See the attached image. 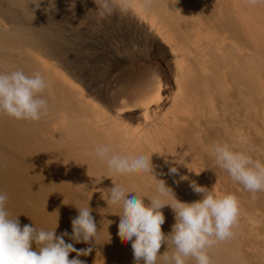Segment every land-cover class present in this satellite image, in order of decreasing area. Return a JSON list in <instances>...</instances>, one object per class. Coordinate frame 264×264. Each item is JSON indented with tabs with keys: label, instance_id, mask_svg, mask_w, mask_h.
I'll list each match as a JSON object with an SVG mask.
<instances>
[{
	"label": "bare ground",
	"instance_id": "1",
	"mask_svg": "<svg viewBox=\"0 0 264 264\" xmlns=\"http://www.w3.org/2000/svg\"><path fill=\"white\" fill-rule=\"evenodd\" d=\"M82 28L98 29L104 38L84 73L95 92L73 73ZM151 59L165 70L168 95L157 81L135 103L119 104L141 80V62ZM15 70L39 72L48 85L39 94L48 105L39 121L0 112V191L21 225L51 230L59 213L57 234L71 233L76 207L89 203L100 232L92 253L80 259L135 264L131 243L117 235L122 209L104 199L115 184L147 205L156 181L146 172H110L95 155L107 146L114 154L151 156L156 178L182 202L202 199L193 181L215 196L234 194L240 202L234 237L214 244L208 255L212 264H264V191H246L212 151L227 144L264 163V0H40L39 7L35 0H0V72ZM161 211L167 235L174 212L170 206ZM166 249L162 245L160 254Z\"/></svg>",
	"mask_w": 264,
	"mask_h": 264
},
{
	"label": "clouds",
	"instance_id": "2",
	"mask_svg": "<svg viewBox=\"0 0 264 264\" xmlns=\"http://www.w3.org/2000/svg\"><path fill=\"white\" fill-rule=\"evenodd\" d=\"M39 3L40 0H35L37 7ZM47 86L39 72L31 76L23 70L0 72V112L17 120L39 121L48 112L47 101L39 95ZM212 151L215 163L227 171L233 181L253 194L264 191V163L232 150L227 144L217 143ZM95 155L106 162L110 172L121 175L146 172L156 181V194L147 205L135 192H126L115 184L104 199L107 205H119L122 209L117 235L122 243H131L135 264L139 261L157 264L158 258L163 264H186L188 258H193L195 264H212L208 250L217 242L234 237L232 229L240 215V202L234 194L215 196L207 187L193 181L190 187L194 193L202 194V199L182 202L164 180L156 178L158 174L151 156L114 154L107 146L97 147ZM169 172L178 174V168L171 167ZM130 193L134 195L129 196ZM168 196L172 200L165 202ZM8 201L7 192L0 191V264H86L80 257L92 253L100 232L89 203L86 207L75 206L78 215L71 218V233L64 230L57 234L58 210L55 211L58 213L56 227L46 230L37 228L33 222L21 225L20 215L14 216L8 210ZM165 206L171 207L175 219L167 235L161 228L165 222L161 210ZM112 223L108 220V226ZM65 238L71 242H66ZM79 243L89 246L77 249L74 245ZM164 244L167 249L160 254ZM71 253L75 256L70 259Z\"/></svg>",
	"mask_w": 264,
	"mask_h": 264
},
{
	"label": "rangeland",
	"instance_id": "3",
	"mask_svg": "<svg viewBox=\"0 0 264 264\" xmlns=\"http://www.w3.org/2000/svg\"><path fill=\"white\" fill-rule=\"evenodd\" d=\"M93 24V23H92ZM83 30L81 31V32H79V38H78V40H79V42L77 43V45L79 46L78 48H79V52L77 53V56L75 57L74 56V58H73V64H74V71L75 70H77L76 71V73L73 71V73L75 74V75H77V76H75L76 78H78L79 79V83L83 86V88L85 89V90H91V91H94L95 92V89H94V86L93 85H91V84H89L88 82H87V79H86V76L87 75H85V74H87V71H88V68H90V66L92 65V64H94V62H96L97 60V57H98V54H99V51H98V54H97V52H95L94 51V49H96V48H98L99 46H100V44L102 43V45H104L105 43H104V38H103V35H102V33L98 30V29H95L94 28V30H93V32H91L92 30L90 29H84V28H82ZM86 30H87V32H86ZM89 32H91V33H89ZM84 33V34H83ZM94 35H93V34ZM92 35V36H91ZM88 36V37H87ZM81 38V39H80ZM95 41V42H94ZM88 43V44H87ZM100 43V44H99ZM83 44H84V46H83ZM94 45H95V47H94ZM99 45V46H98ZM85 47H88V48H85ZM82 48V49H81ZM90 49V50H89ZM84 50H86V51H92L95 55L93 56V57H88L85 53V51ZM84 52V53H83ZM92 52H91V54H92ZM87 56V57H86ZM94 58H95V60H94ZM85 60V61H84ZM76 61V62H75ZM83 62V63H82ZM159 61L158 60H155V59H151V60H145V61H143V62H141V64L139 65V68L142 70L141 71V77H140V79L141 80H139V81H137L135 84L136 85H134V84H131V85H133V88H132V86L130 85L129 86V89L122 95L123 97L125 96V98H123L122 96L120 97V99H119V104L120 103H123V102H125V103H129V101H130V103L132 102H136V99L138 100L139 98H140V94H141V92H143L144 91V93H145V91H146V89H148L149 87H152V86H154L155 85V83L158 81H160L161 83H163V86L165 87H163V94L166 96V95H168V93H169V88H168V83H169V80L167 79V77H166V75H165V70L162 68V65L161 64H159L158 63ZM87 65H86V64ZM90 63V64H89ZM81 64V65H80ZM158 66H157V65ZM83 65H84V67H86V68H84L83 67ZM161 65V66H160ZM77 68H76V67ZM91 68H92V66H91ZM68 71V70H66V69H63V71ZM84 71V72H83ZM85 73V74H84ZM128 73H126L125 72V74L124 75H127ZM144 74H145V76H144ZM83 75V76H82ZM83 77H85V80H83ZM143 77V78H142ZM80 79H82V80H80ZM143 80V81H142ZM140 81H142L141 83H140ZM148 81H149V83H148ZM83 82V83H82ZM145 82H146V84H145ZM153 82V83H152ZM155 82V83H154ZM157 82V83H158ZM85 83H88L87 85V87H86V84ZM138 83V84H137ZM148 83V84H147ZM156 83V84H157ZM167 83V84H166ZM152 84V85H151ZM90 85V86H89ZM138 85V86H137ZM140 85V86H139ZM85 86V87H84ZM144 86H148L147 88H145ZM143 87V88H142ZM137 88H139L138 89V91H137ZM94 89V90H93ZM131 89V90H130ZM142 89V90H141ZM111 90V89H110ZM105 91H107L109 94H111L110 93V91L109 90H105ZM129 91V92H128ZM90 93V92H89ZM108 93H107V95H108ZM128 93V94H127ZM93 95V94H92ZM94 95H95V97H97V95L94 93ZM94 95L93 96H91L92 98L94 97ZM141 95H143V94H141ZM95 100V99H94ZM96 101H97V99H96ZM129 103V104H130Z\"/></svg>",
	"mask_w": 264,
	"mask_h": 264
}]
</instances>
